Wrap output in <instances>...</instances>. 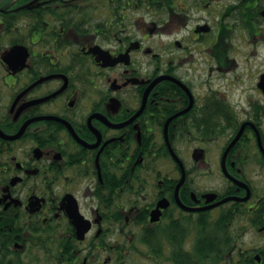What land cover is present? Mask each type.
<instances>
[{
	"label": "flooded vegetation",
	"instance_id": "flooded-vegetation-1",
	"mask_svg": "<svg viewBox=\"0 0 264 264\" xmlns=\"http://www.w3.org/2000/svg\"><path fill=\"white\" fill-rule=\"evenodd\" d=\"M0 264H264V0H0Z\"/></svg>",
	"mask_w": 264,
	"mask_h": 264
}]
</instances>
